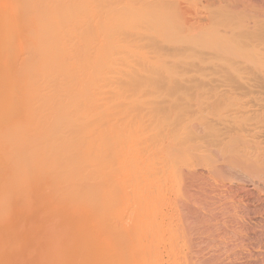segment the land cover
Instances as JSON below:
<instances>
[{"label": "rangeland", "instance_id": "obj_1", "mask_svg": "<svg viewBox=\"0 0 264 264\" xmlns=\"http://www.w3.org/2000/svg\"><path fill=\"white\" fill-rule=\"evenodd\" d=\"M121 1L122 0L115 1V5L116 4L118 5V6L116 5V7L121 6V4L124 2L123 1L121 3ZM129 1H132L131 2L132 7H138L139 4L141 3V2L136 3L135 2L136 0H129ZM139 1H141V0H139ZM154 1L156 3H154V4L152 3V4L155 5V7L157 6L156 9L159 8L157 10H160L161 8H163L164 13L165 12L166 13L164 14L163 11L161 12V10H163V9H161L159 12L156 10L158 13L156 12V15L152 16V15H154L153 13H155V11H154L155 8H152L153 5H151L152 6L151 8L154 10L152 11V9H150L151 3H149L150 2V0H149V2H148L149 4L147 3L145 5L146 7L143 8V10L148 12V10H146V9H147V6L149 5L148 9H150L152 11V14L150 13L151 15L148 14V15H146V17H143V18H147V16H151V18H148L149 21L146 19L148 22L147 25H149L148 28L150 27V29L146 28L147 25H144L146 27L142 26L141 28H143L142 30H144V28H145L146 29L145 34L147 33V35L149 34V36L152 32H154V33L156 32L155 33V35L157 34L156 37L158 35L160 36L162 34V36H164L165 39H163V38H161V39H163L162 41H164L165 44H164L163 48H162L163 44L159 45L161 47L159 48L160 49L159 51L157 50V52H156V50L154 52L153 50L150 49L151 51H153L152 53H155V54L158 53L157 55L153 54V56H155L154 60L157 61L155 64H153L155 61L151 62V61H153L152 58H154V57H152L151 54L150 55L152 58L147 57V56H150L149 53H151V52H149L150 50L148 51L147 48H146V50L148 51V55H146L147 54L146 52L143 53L144 51L142 53L144 54L143 57L146 58L145 59L146 62H144V63L149 64V65L146 64V66H149V67L142 66L141 63H139L140 66L137 65L138 63H136V62L141 60V59L139 60V58L137 56L136 57L138 59L136 58L135 59L136 61L133 62V64H135L136 67L139 66V68H140L139 70H141V71H142V67H143V69H144V67H146L145 69L148 68V70H145V69L143 70L145 72L150 71L151 70L150 68H152V67L154 70L152 69V72H148V74L147 73L145 74L143 71L142 72L144 74L143 73L138 74L139 71L137 70V68H135L133 66L135 71L133 70L132 72L134 74H132L130 71H128L126 73H128V74L131 73L132 80L134 77L136 78L138 76L140 77V75H143L145 78L142 76V78L140 77L141 79H138V80L141 81L142 79H144V80H142V82L144 81L145 83L144 82L141 83L139 81L137 82V80H136L138 85L135 86L134 83H136V82L133 81L134 82L133 83L130 80L131 79L130 75L126 74V76L129 78H127L125 80L126 81L130 80L133 83V85H131L132 83H130V81H129L128 83H126L127 85H125V83H123L122 84L123 86L121 85L120 82H118L117 83L118 87H116L115 89L112 87V86L115 87V84L111 85L107 88H106V86H102L101 89L104 87L107 89V91L109 90L108 88H110V87H111V89H113V90H110L111 93H109L110 91H108V92H106L107 94H105L106 99H107V96L109 98V95L112 94L111 95L112 97L109 98V99L112 98L111 102L107 101L108 99L105 100L102 98V94H103V92L105 93L106 90L101 91L99 94V97H101L103 99V100L101 99L102 101L99 99L100 102L103 103V101H107V103L110 104V105L108 104L109 107L107 105L108 108L106 107L107 108V109L105 108L106 110H103L104 107L101 108V106H100L101 112H99V113L102 114V112L105 111L104 114H106L108 110L110 113L112 111V114H109V112L107 113L109 115L107 117L111 118V115H112V121H113V127H112V124H110V126L112 128L111 127H110L111 129L108 128L111 139H108V137H106L108 135L104 134L106 132L105 129H104V131L100 130V132H98V134H100V135H101V133L104 132L101 135L102 137H106V138H104L105 139L104 141H103V138L101 139V136L98 135L101 142L104 143V146L108 145V143H109V146H106V148L102 147L103 143H101V142H99V145H98L99 147L102 148V149L101 148L99 149V147H98V150L101 151V152L98 151L99 152L98 154L100 155L99 158H101V157L106 158V159L101 158L102 159L100 161L101 164L98 163L97 181L100 180L99 182H97L98 187L100 186L99 183H101V189L99 192V194H100L99 200L100 201L98 200V202L100 204V206H98V207H100L99 208L100 210L98 209L100 211V212L98 211V213L100 214V217H98L99 218L98 223H101L98 226V229L100 228L98 232H99V236L101 238L99 237L98 243L100 242V240L102 241V243H104V245L102 243H100L101 246L99 248H103L102 245L104 247L109 246V248H110V250L108 248L109 252L111 250L113 252H114V250H115V252H117V253H113L112 251L110 252V253H112V256L116 255V260H118V262L113 259L114 262L116 261L117 262V263L115 262L116 264H118L120 262H121L120 264H123L124 261L127 260L126 257L130 255V253H129L130 248H127L126 246L130 245V244L133 245L134 242L136 243L137 240L135 241V239L137 237L138 238L141 237V236L139 237V235L145 234L147 231L149 233H151L153 231L152 228L154 227L153 232H155V233L159 232V235H160V233L162 234L160 238H163V237L167 238L168 235H165V233H168V232L170 233L169 237L170 236L172 237L171 233L174 231L173 233L176 236L172 233L175 237L174 236H173L174 238L170 237L171 240L168 239V241L171 242L176 238L174 240L173 244H175V246H177V244L179 243L178 247H181V249L183 248L182 251L185 250V253H187V252L191 253V256L189 254L186 255L184 253L182 255L181 254L182 251H181V253L179 252L181 250L180 248L175 247V246L173 247V249H175V248L180 249L179 251H178V249L176 251H178L182 255V257L185 256L184 258L186 259V260H184V262H183V260H181L180 262H178V264L179 263L182 264V262L185 264H188L189 262L186 263L185 261H188L190 258H191L190 260L194 259V257H192V256H194V253L195 252L197 253V250H199V248L200 249L203 248L200 246L205 245V244L203 245L201 242L203 241V239L206 236H208V235L210 236L212 234L213 239H215V238L218 239L219 237H221L219 239H225L226 237H229L231 235L230 236L231 238L230 237L229 238L232 239V236H233V238H235L234 236L236 234H239V232L244 234V236H246L245 234L247 232H245V228L240 225L243 222L242 219L248 220L249 218L251 219V218H255V217L260 218L259 223L261 221L263 223V225H262V223H260V224L263 227H260V224H259V226H257L258 227L257 229H256V226L252 228V229H256V230H252L250 228V230H252L254 232H251L249 230L247 236L251 237V238L247 237L244 240H248V241L252 240V243L255 242L257 245L259 243L260 245H262L264 247V244H261V243H264V240H263V242L261 241V239L264 237V233H262V231L264 232V230H263V228H264V221H263L264 204H263V208H262V206H260L258 204V203H260V201H258L257 199H254V201H253L252 197H250L253 195L254 192L264 194V168L262 169L264 164L263 165L261 164V163H263L262 161L264 160V154H263L264 151L263 152L261 151V150H264L263 149L264 143L262 144V142L264 141V135H263V133H264V130H263L264 123L263 122L264 121H262V120H264V114H263L264 113V107H263V105H264V93L262 94V96L260 95L262 92H264V88H263L264 87V0H153V2ZM124 3L125 4L128 3V0L125 1ZM135 3H136V5H135ZM143 3H144V1L140 4V6H143ZM127 5H130V3ZM160 6H162V7H160ZM1 11L2 10H0V13L2 15ZM134 11H135V9H134ZM159 13H163L165 16L162 14H159ZM130 14L132 15L133 13H130ZM145 14H146V12H145ZM157 14H159V15H157ZM131 15H128V17ZM133 15H135L134 16L135 18L134 17L132 18ZM133 15L131 16V18L129 17L127 19L129 20L130 23L133 21V24L131 26V30L135 31V28H136V31H137L140 28H138L139 26H137L136 22L139 23L141 21L140 20L141 17L138 16V13H135ZM2 17H3V15H2ZM2 17L0 18V20L4 19ZM152 17L153 18L157 17L158 19L156 18V20L153 21ZM131 19H133V20H131ZM150 19L152 20L153 24H150ZM159 19L161 20L160 23L162 22L163 24L162 23H161V25L158 24ZM125 20H126V18H125ZM127 21H125V22H127ZM145 21L143 22V20H142L140 23L146 24ZM2 22H3V20L0 21V26H1ZM129 22H127V24ZM154 22H155V24H154ZM128 25H130V24H128ZM141 25L142 24H140V26ZM150 25L155 27L156 30H155V28L151 27ZM162 25H164L163 26L164 28L162 27ZM133 27H135V28H133ZM161 28L164 29L165 31L162 30ZM159 30H161V33ZM139 31H141V30H139ZM149 31H151V33H149ZM157 31L159 32V34ZM162 32L166 33V36ZM154 33H152V34H154ZM155 35H152L153 41L158 40V39H155ZM159 36H158V38H159ZM171 46L173 47V49L171 48ZM169 47H170V49H169ZM164 48H166V49H164ZM175 48H176V50L179 48L178 49L179 52H178V50L176 51V54L178 56L175 54V52H173L174 56H172V51H174ZM180 49H181V51H180ZM162 50H163V52H162ZM183 51H184V53H183ZM169 52L171 55L169 54ZM161 54L163 56L160 57ZM141 55H139V56H141ZM158 57H159V59L161 58L159 60V61L162 60L161 62L158 61V59H157ZM167 57H169V58H167ZM162 58L163 59L166 58V59L163 60ZM167 59L168 60L171 59L173 61L166 62ZM174 59L176 60L175 61L176 63L174 62ZM177 59H178V61H177ZM149 60H151V61L149 62ZM142 61H144V59L141 60V62ZM130 62H129V64H130ZM162 62H164V64ZM170 62H172L173 64ZM1 63L2 62L0 61V66L2 67ZM161 64H163V65H161ZM131 65L132 64H130V70L132 68ZM165 67H166V69H165ZM163 68H164V70H163ZM155 69L156 70L159 69V70L156 71ZM3 70H5V71L2 72V74H1L2 76L0 75V89L4 88V90L10 91V93H12L13 90L15 91V88L18 87L16 85H13V84H15V82L17 83V80L14 77H12V75L10 76L11 73L8 74V76H10V77H7V76L5 77V75H7V74H3V73H5L7 70L6 69H3ZM136 70L138 72H136ZM161 70H163V71H161ZM164 71L165 72L167 71V72L164 74ZM135 72H136V74H135ZM150 73H152V75H149ZM156 73H157V75L158 74L159 75L156 76ZM161 73L163 75H165V77L163 75L161 76L160 75ZM154 74H155V76H154ZM133 75H134V77H133ZM145 75H147V76H145ZM148 75H149V77H148ZM152 76H154V77H152ZM171 76H174V77L171 78ZM147 77L149 78V81H147L148 80ZM160 77L161 78L164 77V78L161 79ZM170 78H171V80H170ZM173 78H176V79L174 80ZM13 79H15V82ZM150 79H151V81H150ZM154 79L157 81H155ZM126 81H124V82H126ZM121 82H123V81H121ZM146 82L148 84H149V82L151 84L153 83L152 84L153 86L151 84L148 86V84ZM162 82H164V84ZM165 82H167V83L169 82V83L167 84ZM161 83H162V85H161ZM170 83L171 84L173 83L172 84L173 86ZM180 83L181 84L183 83V84L181 85ZM157 84H159V85L157 86ZM166 84H167V86H166ZM163 85H165V86L163 87ZM170 85L172 86V88ZM12 86H14V88ZM128 86H130V87H128ZM151 86H152V88H151ZM159 86H161V87H159ZM174 86H176V87H174ZM145 87L146 88L148 87L147 89H149V90L145 91L146 90ZM238 87H240V88H238ZM262 88H263V91L261 90ZM151 90H153V91H151ZM163 91L164 92L169 91L171 93H169V92L163 93ZM258 91H261V92H258ZM113 92H115V94H113ZM162 93H163V95H162ZM165 94H167V95L164 96ZM105 95L103 94L104 98H105ZM259 97H260L261 101H260ZM257 98H258V100H257ZM158 100L162 101V102L160 101L161 105H159L160 102L157 103ZM168 100L169 101L171 100L170 103H173L174 105L170 104ZM153 101H154V103H156L154 106H156V107L158 105L160 106L159 110H157L158 111L157 118L159 120L156 119V117H155L156 116L155 111L158 108H156V109L153 108L154 107ZM149 102L153 103L152 106ZM163 102H164V104L162 105ZM166 102H168V103H166ZM175 103L178 104L177 105L178 108H177V106L175 108V105H176ZM165 104L166 105L168 104V105L166 106ZM148 105H150L151 107ZM258 105H260V106L262 105V106L260 107ZM102 106H104V105H102ZM142 106H144L147 109L150 107V109H153V111L147 110ZM162 106H165L167 109L169 107L168 110L170 111V113H169V111H167V112L165 111V113H164L165 108L163 107L164 108L163 109ZM141 107H142V109H141ZM181 107H183V109ZM135 108L137 109L136 113L137 114L141 113L140 116H142V117L143 116L144 117L149 116L154 112L152 115H153V118L155 117V119L152 120L153 119L152 115H151V117L150 116L147 117L150 120H148L147 118H145V120L140 119L141 117L139 118V115H137L134 112ZM138 108L140 109V111L141 110L142 111L138 112ZM161 108H162V110H160ZM172 108H173L175 113L173 112ZM249 108H250V110H249ZM143 109L145 111L147 110L149 113L150 112L151 113L148 115V113L145 112ZM178 109L181 113L177 112ZM129 111H130V113L131 112H133V114L135 113L137 116L135 114H134L135 116L133 114H130ZM159 111H160V113L163 111L162 114H163V116L165 114V116L163 117L162 114H159ZM190 111H192V112L194 111V112L192 113ZM143 112H145L144 114H146V116L143 115ZM176 113H179V114L172 116ZM187 113H189V114H187ZM104 114L99 115V116L102 117ZM128 114H130V115H128ZM158 115L162 116V117H159ZM129 116L130 117L133 116L134 118L133 117L129 118ZM166 117L168 118V120ZM172 117H174V118L172 119ZM161 118H162V120H161ZM185 118H187V119H185ZM211 118H212L213 123L211 122ZM104 119L106 122L108 121V120H106V118H104ZM183 119H185V120H183ZM101 120L102 119H99V121H101ZM142 120H143V122H142ZM155 120H157V122ZM180 120H181V122H179ZM260 120L262 122L261 124L263 127L262 126H256L257 122H259L258 125H260ZM105 121L103 120V122H105ZM110 121L111 120L109 119L108 124ZM144 121H146V122H144ZM149 121H151V122L149 123ZM153 121H154V123H153ZM158 121H160V122H158ZM172 121H174V122L178 121V123L175 122L176 126L174 125L175 128L177 127L178 129H175L172 126L174 124V122H172ZM162 122L166 123L168 126L170 124V126L167 128L166 124L164 125V123H162ZM253 122H255L254 123L255 125H253ZM157 123H159V124L157 125ZM205 123H207V124H205ZM248 123H249V126H248ZM147 124H149L148 128H151V130L147 128V126H146ZM151 124H153V127L155 128L156 132L154 131V129H152L153 127L151 126ZM245 124H247V125H245ZM104 126L105 125H103V127L102 126L101 127L104 128ZM178 126H180V127H178ZM235 126H237V127H235ZM246 126H248V127H246ZM161 127L166 132L164 130L161 131L162 130ZM171 127H173V129H171ZM139 128L141 129V132H144V131H142V129L145 130L147 128L146 131H149V132H147L148 135L147 134L145 135L146 131L143 134H141ZM249 128H252L253 130L255 129V130H257V132L254 130L255 132L253 133V130L252 129L249 130ZM257 128L259 130L261 128L263 131L262 130L259 131V135L257 134L258 136L257 135L254 136L256 133H258ZM152 130L156 134H158V133L159 134L158 135L154 134V132H152ZM235 130H237L238 133H236ZM108 131L106 132L107 134H108ZM248 131H250V132H248ZM164 132L166 133L167 136H165ZM178 132H179V134H178ZM139 133L143 136L145 135L147 137V141L143 140V138H146V137L145 136L140 137ZM228 133H230L231 135L229 136ZM150 134H152V137L150 136ZM162 134H164L163 137L165 136V138L162 139L163 141L161 140V142H160ZM154 135H155V138H154ZM173 135H175V136H173ZM224 135L226 136V139H225ZM260 136L262 137V139ZM167 137H170L171 139L167 138ZM240 137H241V139H240ZM139 138H140V140H139ZM149 138L151 140L154 139V141H152V143H151L150 142L151 140H149ZM229 138L231 139V141ZM242 138H243V140H242ZM248 138L257 139L258 141L256 140L257 144H255V145L256 146L260 145L259 146L260 149H257V147L254 145V143H256V141H254V139H253V141H254V143H253V141L251 139H248ZM141 139L144 142V143L143 142L142 143L145 146L147 144V150H146L147 156L145 155L146 154V152H145L146 147L143 146L142 143H140ZM156 139L159 140L158 144L156 142L157 141ZM218 139H220V141ZM245 139H246V141H244ZM165 140L168 143L167 144L168 146L166 148L170 147L169 149L165 148L166 152H169V154L173 153V156H172V154L170 155V156H172L171 157L172 159L169 158L170 156H168L169 155L168 153H167V155L165 153V149H164V147L166 146L164 144ZM249 140H251L252 143ZM259 140H261V143H259ZM153 142L154 143L156 142V144L152 145V144H154ZM170 142H171L172 146L169 144ZM219 142H221V143H219ZM105 143H107V144L105 145ZM159 143H161V144H159ZM138 144H140V146ZM249 144H252V145L250 146ZM137 145L139 147H137ZM141 145L143 146L144 152H142L143 150L141 149L142 148ZM151 145L153 146L152 149L150 148ZM159 145L160 146L163 145L164 151H161L162 150L161 147L157 148V149L154 147V146L159 147ZM177 145H178V147H177ZM110 147H111V150L110 151L107 150V149H110ZM148 147H149V150H148ZM172 147H176L177 149L178 148L179 149L177 150L176 148L174 149ZM103 148H105V149H103ZM136 148L137 149L140 148L142 151L140 149L137 150ZM154 149H156L158 151H155ZM103 150H105V151L107 150V153L109 151L110 154L104 153L105 151H103ZM135 150H136V152L133 153V151H135ZM151 150H154V151L152 152ZM138 151L142 152V154L140 156L141 159L138 157L140 155V152H138ZM256 151H259V152H256ZM137 152H138V155L136 154ZM150 152L152 153V155H150L151 154ZM154 152H158V153L160 152L159 153L160 155L155 154V155H158L159 157L161 155L163 156V153H164L165 157L162 158V156H161V158H162L161 159L157 156H153ZM161 152H163V153H161ZM174 152H175V154H174ZM255 152L259 153V157L262 155L260 157L261 159L259 157H257L258 154H256L254 156ZM101 153H103V154H101ZM135 154H136V156L134 157L135 159L133 160L132 158H133V155H135ZM107 155H109L108 159H107ZM142 155H145L144 158L146 161L142 158ZM149 156H153V157H151V159L153 158V160H154V158H155V160L151 161V159H146V157H149ZM136 157H138L139 159L138 158L136 159ZM164 158H166L169 161H172V163L167 161V160H164L165 161L164 162L163 161ZM158 159H160V160L158 161ZM108 160H109V162H108ZM135 160H137V161L143 160V162L140 161V162H138L139 163L138 164L137 161L133 162ZM148 160H150L151 164L153 162L154 163L151 165L148 163L149 162ZM102 161H103V163H102ZM252 161H254V163ZM257 161L259 162V164ZM157 162H159V164L161 163V165H162V162H163V164L164 163L166 164L167 162H169L167 165L164 164L165 170L169 171V173L167 171H163L162 169H160V167H159L160 165L158 166ZM105 163L109 166L108 169H107L108 166ZM140 163H142V167L141 166H140V168L136 167V166L141 165ZM155 163H157V166ZM170 163L174 164V165L171 166ZM255 163H256V165H255ZM102 164L104 166L106 165L107 167L105 166L106 167L105 168L104 166H102ZM132 164H133V166H132ZM135 164H136V166H135ZM144 164L146 166H148V167H146L147 169L154 168V172H156L158 174L162 173L161 176H163V179H162V177H160V174H159V176L157 174L155 175L153 172V169H152L153 174L150 171V177H149L150 179L151 178L152 179L150 180L149 178H146L147 174H149L148 173L149 171H146V173H144V171L146 170L144 168L145 166H143ZM154 164H155V167L153 166ZM253 164L255 166H253ZM150 165H151V168H150ZM258 165H260L261 167L259 168ZM101 166L103 168H105V170ZM162 166H161V168H163ZM256 166H258V167L256 168ZM133 167H134V170H133ZM166 168H168V169L170 168V170H168ZM138 169L140 170V172ZM156 169L159 172H157ZM102 170H103V172H102ZM135 170H138V171L136 172ZM160 170H161V172H160ZM56 171L60 172V171H63V169L57 168ZM105 171H106V173H105ZM109 172H110V174H109ZM134 172H135V174L137 173L136 175L137 176L139 175V177H140V174H142L143 176L145 175L146 177L145 176L143 177V178H145V180L143 178H141V179L137 178V176L135 177V174H133L134 175L133 176L132 173H134ZM164 172H167V173H164ZM129 174H131L132 177L137 178V180L134 179L133 181H135V180L136 181L131 182L130 181L131 176ZM164 174H166V175H164ZM152 175L156 176V177H153ZM125 176H127L128 178L127 177L125 178ZM157 176L159 177V179H157L158 178ZM98 178H100V179H98ZM125 179H126V182H125ZM128 179H130V180H128ZM139 179H140V181H139ZM148 179L152 183L151 185L149 184L150 182ZM154 180L157 181V184L153 183ZM159 180L161 182H163L164 184L161 183L159 185ZM138 181H139V183H137ZM127 182H129L131 185ZM140 182H142V183H140ZM61 183L58 181V187L60 186L59 188H62L61 185L63 186V183L62 184ZM64 183H66V182H64ZM132 183H133V186H132ZM109 184L112 186H110ZM139 184H140V186H142L141 190L139 189ZM153 184H155L156 186L152 187ZM147 185L149 186V188ZM157 185H158V187H157ZM127 186H129V187H127ZM133 187L136 188L135 189L136 194L134 192ZM109 188L111 189V193H110ZM147 189L148 190L150 189V191L146 192V193H148V195L144 194ZM13 190L15 192L19 191L17 193L22 194L21 190L23 191L24 187H22V184H21L17 188H13L11 186V184L8 182V180H4V179L0 178V229H3V227L7 226V225L11 226V229H10L8 234H6L5 236L0 234V264H67L66 262L63 261V257L65 256V259H67L68 255H70V253H72L71 252L72 249L69 250V248H72V246L68 247L69 252L66 249L70 243H71L70 245L78 246V248H80L81 251L83 250L82 245H79V242H78L79 239L74 235V233H72L73 229H71V228H63L62 229L61 227H63V225L59 226V224H57V223H60V221H58V220H60V218H58V216H56L55 211H53L54 213H52V215L55 214V216L50 217V216H52V215H50L51 211L48 213H47L48 210L46 211V209H48V206H47V208L45 206H44V208H43V206H41L39 208L40 203L42 205H44V204L48 205V201H46L47 203H45V201L43 202V200H42L43 198L41 199L38 194H36L35 200H38L40 202V199H41L42 202L39 203L38 201H36L37 202V204H36L34 201L33 202L32 201H30V202L24 201L22 204L23 208L21 207L22 211H24V209H28V207H27L28 203H32V204H34V205L36 204V206H38V207H36L37 209L39 208L38 211L36 210V213H37L36 217L33 218V221L35 222L34 227L36 228L35 231H37L35 233V239L33 240L31 230L29 228H27L28 226H27V221H26L27 216L25 215L26 213L20 212L19 209L10 210V209H7L6 207H4L5 201L10 196V194ZM137 191L138 192L140 191L141 193H137ZM151 191L153 192L152 195H151ZM105 192H107V193H105ZM248 198H249V201H248ZM27 200H29V199H27ZM153 200H155V202ZM255 200H257L258 202H256ZM106 201L108 203H106ZM140 201H143L144 204L140 203ZM146 201L148 203H146ZM204 201H206V202H204ZM245 202H247V203L245 204ZM249 202L250 203L252 202L253 204L256 202L257 204L255 203L254 205L253 204L251 205ZM136 203H138V204H136ZM152 203H153V208H155V207L156 208L155 209L152 208L150 210V208L152 207L151 206ZM133 204H135V206L138 205L140 207L139 208L138 206H136V209H137L136 212L137 213L134 211L135 207ZM140 204H141V206L144 205L145 207L144 208L141 207ZM204 204L205 205L210 204V205L208 207L207 205L205 206ZM249 204L251 206H254V207H251ZM154 205H155V207H154ZM179 205L181 207H179ZM131 206H133V208ZM175 206H176V208H174ZM211 206L212 207L215 206V208L213 207V211L210 210V209H212ZM240 206L242 207V209L244 206V210L240 209L241 208ZM148 207H150V208H148ZM207 207L210 208L208 210V211H210V213L208 211L205 212V210H207ZM259 207L262 210L261 209L258 210ZM145 208H148V209H145ZM192 208H194V209H192ZM252 208L257 209V212L254 209H253L254 211L250 210ZM40 209L41 210L45 209L44 213L45 212L47 214L50 213L48 215V217H47L46 213H45V215H44L45 217H44L43 213H41L43 211L40 212ZM141 209H143V210L145 209L144 211L142 210L143 213H142ZM195 209H197V210L195 211ZM214 209L216 212L214 211ZM216 209L219 210L220 212L217 211ZM245 210H247V211L245 212ZM129 211H130L131 215L129 214ZM148 211H150L151 213H149ZM182 211H184V212H182ZM199 211L203 212V214L201 212L203 217L205 216L204 215L205 213H206V215L208 213V216H205L203 218V220H202L203 223L200 222L201 224H197V218L193 219L194 218L193 216H195V214H197L195 212H199ZM250 211L253 213L250 214L251 213ZM177 212H178V215H177ZM191 212L193 214H191ZM211 212L216 213L215 216H213L212 215L213 213L211 214ZM237 212H239L241 216ZM134 213L137 214V217L135 216V218L133 217L135 215ZM139 213H140V216L138 217ZM180 213L184 214V215L182 214L184 219L180 215ZM243 213H244V216H246V217L243 216ZM247 213H249V216L250 215H252V216L247 218V216H248ZM132 214H134V215H132ZM209 214H211V215L209 216ZM234 214H238L240 216V217H237L238 220L235 218ZM257 214H261V216L257 215ZM175 216H177V217H175ZM179 216H180V219H179ZM127 217H129V218H127ZM166 217H167V219H166ZM170 217H171V219H170ZM240 218H242V219L240 220ZM148 219L152 222V224ZM207 219L211 220L210 222L213 224H214V222L216 224V221H218L217 224L215 225L216 229H215V227H213L214 229L212 228L213 224L212 225L210 224V226H207L209 223H207V225H206V223L204 224V222H207ZM146 220H148V221H146ZM195 220H196V222H195ZM212 220L213 221L216 220V221L213 222ZM45 221H47V222H45ZM159 221L160 222L162 221V222L160 223ZM165 221H166L167 226L169 225L168 227L165 226L166 225ZM169 221H170L171 226L169 224ZM237 221H239V222L241 221V222L238 224ZM105 222H108L109 225L105 224ZM138 222L139 223L142 222V223L139 224ZM149 222H150V224H149ZM198 222H199V220H198ZM126 223H128L130 226H128V224H126ZM137 224L140 225V228L138 227L139 225L137 226L138 229L136 228ZM142 224H143L144 228H143ZM157 224H158V226H157ZM191 224H193L192 225L194 227L193 229L191 227ZM44 225H47L48 227L50 226L51 229H53L52 226H55L56 228L54 227V231L51 229H50V231H48V230H46L48 227L47 226L43 227ZM149 225H152V226H149ZM200 225H201V227H200ZM101 226L103 229L101 228ZM108 226L110 229L108 228ZM132 226H133V229L131 228ZM232 226H236V227H232ZM238 226H240V227H238ZM125 227L127 229H125ZM157 227L160 230H158ZM160 227L162 228V230ZM207 227H208V229H207ZM210 227L212 228L211 229L212 231H210L211 234L208 231ZM237 227H238V229H240L241 227H242V229L244 228L243 229L244 231L242 229H241L242 232L239 231L238 229H236ZM129 228L131 229V231L133 230L131 232V235H130V231H129L130 229ZM146 228H148L147 231L145 230ZM171 228L173 229V231H171L172 230ZM175 228L178 230H176ZM199 228H201V229H199ZM204 228H206L207 231H204V230H206ZM219 228H220V230H217ZM104 229L107 230V232ZM140 229L141 230L143 229V230L141 231ZM61 230H63V231H61ZM68 230H69V232H68ZM119 230L123 231V232H120ZM150 230H151V232H150ZM166 230L168 232H166ZM193 230L196 231V234H194L192 232ZM258 230H259V233L260 232L262 233L261 234L262 238H261L260 234H257ZM116 231H117V233H116ZM137 231H138V234H137ZM163 231H165V232H163ZM213 231H214V233H216L215 234L216 237L214 236V233H212ZM233 231H238V232H234L236 234L232 235L231 233H233ZM100 232H103V233H100ZM125 232H127V233H125ZM128 232H129V234H128ZM153 232H152V234H153ZM201 232H202V235H201ZM207 232H208V235L204 234L205 237L204 238L201 237V236H204L203 233H207ZM109 233H110V235H109ZM134 233H136L135 236H134ZM192 233H193V235H192ZM198 233H199V235H198ZM252 233L255 234L254 237H252V235H253ZM222 234H223V236L224 235H227V236H224L225 238H222L223 237ZM114 235L116 236V238ZM125 235L126 236L130 235V237L132 236V238L130 240H128L127 238H125ZM256 235L257 236L259 235L260 237L259 236L257 237ZM44 237H46V238H44ZM47 237H49V239ZM130 237H128V238H130ZM198 238L200 239V242H199ZM125 239H127V240H125ZM191 239H193V240H191ZM118 240H121V241L123 240L125 242L124 243L125 245L123 244V241L121 242ZM131 240H133L134 242L133 241L131 242ZM190 240H191V242H190ZM116 241H117V243H116ZM168 241L164 240V239L163 240L161 239L160 241H158L159 242V248L161 249L158 251H160L161 254L164 252V250H163L164 248H165V252H167L166 248H168V247L165 245H167V243H169ZM192 241L193 242L196 241V242L193 243ZM197 242H199V243H197ZM163 243H165V244H163ZM249 243H251V242H249ZM249 243L247 242V244H249ZM255 243L253 244V246L251 244V246L253 247L251 249L250 244L248 246H246L247 244L245 241V243H243V249L245 251L246 250H248V251L252 250L254 252L259 251L258 249H260V251H262L263 247L259 246V245L257 246ZM42 244L43 245L46 244V245L43 247ZM109 244H111V245H109ZM196 245H197V247H196ZM254 245H255V247L257 246V248H256L257 250H254L255 249ZM113 246L116 248H114ZM107 247H105V249ZM124 247L127 248L128 252H125L127 250ZM245 247H246V249H245ZM260 247H262V248H260ZM45 248L46 249L49 248V249H47V251H46ZM189 248H191V249L193 248V250H196V249L197 250L195 252H193L190 249V251H191L190 252V251H187V250H189ZM248 248H250V249H248ZM40 249H41V251L45 250L46 254L43 253V251L40 252ZM80 250H79V252H80ZM123 251H124V253H123ZM260 251H259V254L261 253V255H262L264 252V249H263V252H260ZM47 252H48V254H47ZM67 252H68V254H66ZM102 252H104V250H102ZM120 253L123 255H120ZM128 253H129V255H128ZM199 253L200 252L198 251L197 254H199ZM74 254H71V257H73ZM83 254L84 255H82V256H85L86 251ZM163 254H162V256H163ZM197 254L195 255V258L197 257ZM46 255H47V257H44ZM118 255H120V256L118 257ZM75 256H77V255H75ZM123 256H125V257H123ZM186 256L187 257L190 256L189 259ZM165 257H166V253L164 254V258ZM256 257H259V255H257ZM262 257H264V255H262ZM112 258H115V257L113 256ZM254 258H255V256L250 258L252 262L249 264H253V263L254 264L255 263L261 264V262L264 264V258H260V259L255 258L257 261L258 260L260 261L262 259V261H260V262H257ZM85 259H87V258H85ZM250 259H248V260H250ZM252 259H254V260H252ZM70 260H72V259L70 258ZM70 260H69V258L66 260V261H68V264H75L78 262V261L77 262L74 261L75 259H73L74 263H71ZM82 260H84V259H82ZM111 260L109 261L110 263L106 262V264H115L114 262L111 263ZM193 261H198V260L194 259ZM103 262H104V260L102 261V263L101 262L100 263L105 264V262L104 263ZM160 263L161 262H159V264ZM166 263L167 262H165V261L163 262V264H166ZM191 263H192V261H190V264ZM195 264H197V263L195 262ZM198 264H201V263H198Z\"/></svg>", "mask_w": 264, "mask_h": 264}, {"label": "bare ground", "instance_id": "obj_2", "mask_svg": "<svg viewBox=\"0 0 264 264\" xmlns=\"http://www.w3.org/2000/svg\"><path fill=\"white\" fill-rule=\"evenodd\" d=\"M115 1H118V0H0V10H2L1 12H2V15H3V17H2V15L0 13V18L1 17L4 18V19H1L0 20V21L3 20V22L1 23V26H0V61L2 62L1 63L2 64V67L0 66V75L2 74V72L5 71L3 69H6L7 70L6 71L7 73L6 72L3 73V74H7V75H5V77L6 76L7 77H10L12 75V77H14L17 80V83H16L15 82V79H13L14 82H15V84H13V85L18 86L17 88H15V91L13 90L12 93H10V91L4 90V88L0 89V178L1 179H4V180H8V182L11 184V186L13 188H17L21 184H22V187H24V190L23 191L21 190V193L22 194L17 193L19 191L15 192L13 190L11 192L10 196L5 201L4 207H6L7 209H10V210H17V209H19L20 212H25L26 213L25 215L27 216V219H26L27 226H28L27 228H29L31 230V233H32V236H33V240L35 239V233L37 232V231H35V229H36L34 227L35 226L34 225L35 222L33 221V218L36 217V215H37L36 210L38 211L41 206H43V208H44V206L46 208L48 206V209L45 208L46 211L48 210L47 213L51 211L50 212L51 214L50 213L49 214L52 215V213H54L53 211H55L56 216H58V218H60V220H58V221H60V223H57V224H59V226L60 225H63V227H61L62 229L63 228H71V229H73L72 230L73 231L72 233H74V235L79 239V241H78L79 242V245H82V248H83L82 251L80 250V248H78V246H76V245H70L71 243L66 248L68 252H69L70 249H72L71 250L72 253H70V255H68L67 259L69 258V260H70V258H71L72 259V260H70L71 263H74V261H76V262L78 261L75 264H101L103 260H104V262L106 264V262L110 263L109 261L111 259H112L111 260V263H113L114 260H116V255H113L115 258H112L113 257L112 256V253H110L112 250L109 252V250H110L109 246L108 247L105 246V247H107L105 249V247L103 246L104 243H102L101 240L98 243V240H99V237H100L99 236V232H98L100 228L98 229V226L101 224V223H98L99 222V220H98L99 218L98 217H100V214L98 213V211L100 210L99 209L100 207H98V206H100L98 200L100 198L99 197L100 196L99 192H100V189H101V183H99L100 184L99 187H98V184H97V182L100 181V180L97 181V176H98V163L101 164V162H100L102 160L101 158L106 159L105 157L99 158L100 155L98 154L99 153L98 151H100V150H98V147H99L98 145H99V142H101V140H100V138L98 136V135H100V134H98V132H100V130H103L104 131V129L107 132L108 131V128L111 127L110 124H112V127H113L112 115H111V118H108L107 117V116H109L107 114L109 112V110L107 111L106 114H104L105 111H103L102 114H104V115L102 117L99 116V115H102L101 113H99V112H101L100 111V106H101V108L104 107L103 110H106L109 107V105H110L109 103H107V101H110L111 102V99H112V98L109 99L110 97H112L111 96L112 94L109 95V98L107 96V99L108 100L106 99V95L105 94H107L106 92H108L110 90H113V89H111V87H110V88H108L109 90L107 91L106 88L109 87V86H111V85H114L115 84V87L112 86L115 89L116 87H118V84H117L118 82H120L121 85L123 83H125V85H127L126 83H128L130 80L132 82L133 81L136 82V80H137V82H138L139 81L138 79H141L143 75H140L141 78L139 76L135 78L134 75H133L134 78L132 80L131 73L134 74L132 71L133 70L135 71V69L133 68V66L135 68H137V70L140 72L139 73L136 70V72H138V74H141L143 72L145 74L146 73L148 74V72H152L153 67L150 68L151 70L149 69L150 71H148V72L143 71L146 67H149V66H146L147 63L146 64L144 63V62H146L145 61L146 58L143 57L144 56L143 53L146 52L147 53L146 55H148V51L150 49L153 50L154 52L156 50V52H157V50L159 51L160 50L159 48L161 47L159 45L163 44L162 45V48H163V46L165 44V42L162 41L163 39H165L164 36H162V34L160 36L158 35L160 39L163 38V39L160 40L158 38V36L156 37V35H157V34L155 35L156 32L155 33L152 32V33H154V34H152L151 31H149V33H151L152 35H155V39H158L156 41H153L152 35L150 34V36H151L150 37L149 34L148 35H147V33L145 34L146 29L144 28V30H142L143 28H141L142 26L143 27H146L144 25H147L148 24L147 20H148V18H151V16H147V18H143V17H146V15H148V14L151 15L152 14V11L154 10L152 8H155V10H154L155 13H153L154 15H152V16H155L157 11L159 12L161 9H163V8H161L160 10H157L159 8L156 9L157 6L155 7V5H153L154 3H156L155 1L154 2H153V0H150V2H149V0H141V1L136 0L135 1L136 3L137 2L138 3H140V2L142 3L144 1V3H143V6L144 7L143 6H140L141 3L139 4L138 7H132V5H131V2L132 1H129V0H128V3H126V4L124 2L127 1V0H122L121 3L123 1L124 2L122 4L120 3L121 6L116 7L117 4L115 5ZM148 2L151 3L150 4V9H152V11L150 9H148V6H149L148 5L147 6V9H146V10H148V12H147V11H144L143 8L146 7L145 5ZM129 3H130V5H127ZM136 3H135V5H136ZM151 5H153V7ZM160 7H162V6H160ZM134 9H135V11H134ZM162 11L164 13V9L161 10V12ZM145 12H146V14H145ZM130 13H133V14L138 13V16L141 17L140 20L141 21L143 20V22L147 19L145 21L146 24L145 23L144 24L143 23H140L141 22L140 20H139L140 22L138 21L140 24H142L141 26H140L139 23H137L134 20L136 22L137 26H139L138 27V28H140L139 30H141V31L137 30L138 31L137 32L135 27H133V28H135V31H132L131 30V26L133 24V21L130 23L129 20L127 19L129 17L131 18V16L133 15V14L131 15ZM163 13H159V14L164 15L166 12L164 14ZM159 14H157V15H159ZM128 15H131V16L128 17ZM134 16L135 15H133L132 18ZM125 18H126V20H125ZM154 18L152 17V20L153 21L156 20V18L155 19ZM160 19H159V23L158 24L161 25L162 22L160 23V21H161ZM131 20H133V19H131ZM152 20L150 19V24H153L152 23ZM125 21L129 22L128 24H130V25H128L127 22H125ZM154 24H155V22H154ZM148 26L149 25H147L146 28H148ZM163 26L164 25H162V27ZM151 27H153V26H151ZM153 28H155V27H153ZM148 29H150V27ZM155 30H156V28H155ZM162 30H164V29H162ZM159 31L161 33V30H159ZM162 33H164V32H162ZM158 34H159V32H158ZM164 35L166 36V33H164ZM146 48L148 49V51L146 50ZM171 48L173 49L172 46H171ZM164 49H166V48H164ZM169 49H170V47H169ZM151 50L149 51V52H151V53H149V55L151 54L152 57H154V58H152L151 55L150 56H147V57H150L153 60V61L149 60V62L150 61L151 62H154L155 61L154 60L155 59V56H153V54H155V53H152L153 51H151ZM177 50L175 48V50L172 51V56H174L173 55V52H175V54H176V51ZM180 51H181V49H180ZM162 52H163V50H162ZM178 52H179V50H178ZM183 53H184V51H183ZM157 54H155V55H157ZM162 54L160 55V57L163 56ZM169 54H170V52H169ZM139 55H141L142 57L139 56ZM136 56L139 58V60L140 59L141 60L144 59V61H142L143 63L141 62V60L140 61L137 60L138 62H136V63H138L137 65H139V63H141L142 66H146V67H144V69L142 67V71L143 72L141 70H139L140 69L139 68L140 65L136 67L135 64H133V62L136 61L135 60L137 58ZM167 58H169V57H167ZM157 59L159 61L161 58L159 59V57H158ZM164 59H166V58H164ZM161 61H159V62H161ZM168 61H173V60H171V59L168 60L167 59L166 62H168ZM175 61L176 60L174 59V62ZM177 61H178V59H177ZM129 62H130V64H132L131 65V67H132L131 70H130V64H129ZM156 62L157 61H155L153 64H155ZM164 62H162V63L164 64ZM170 63H172V62H170ZM163 64H161V65H163ZM147 65H149V64H147ZM165 69H166V67H165ZM145 70H148V68L145 69ZM158 70H156V71H158ZM163 70H164V68H163ZM163 70H161V71H163ZM128 71H130L131 73L130 72H129L130 74L126 73ZM136 72H135V74H136ZM166 72L164 71V74ZM162 73L160 74L161 76L163 75ZM8 74H10V76H8ZM126 74L130 75V77H131L130 80L128 79L129 81H126L125 80V79L129 78V77L126 76ZM149 75H152V73H150ZM149 75H148V77H149ZM158 75L156 73V76H158ZM145 76H147V75H145ZM154 76H155V74H154ZM154 76H152V77H154ZM163 76L165 77V75H163ZM172 77H174V76H171V78ZM163 78H161V79H163ZM171 78H170V80H171ZM173 79L175 80L176 78H173ZM142 80H144V79H142ZM142 80L139 81V82L143 83L144 81L142 82ZM121 81H123V82H121ZM124 81H126V82H124ZM131 81H130V83H132ZM147 81H149V78H148ZM150 81H151V79H150ZM155 81H157V80H155ZM137 82L136 83L133 82L135 84V86L138 85ZM133 83L131 85H133ZM162 83L164 84V82H162ZM162 83H161V85H162ZM165 83H167V82H165ZM150 84L151 83L149 82L148 86ZM167 84H166V86H167ZM158 85L159 84H157V86ZM102 86H106V88L103 87L104 89L102 88L103 89L102 90L101 89ZM152 86H151V88H152ZM164 86L165 85H163V87ZM172 86H171V88H172ZM12 87L14 88V86H12ZM128 87H130V86H128ZM159 87H161V86H159ZM174 87H176V86H174ZM147 88H146V90L145 89L144 90L145 91L149 90ZM238 88H240V87H238ZM263 88L261 89L262 91H263ZM101 91H105V93L103 92V94L105 95V98L103 97V94H102V98L105 99V100H107V101H103V103L100 102V100L102 98L99 97V94H100ZM151 91H153V90H151ZM165 92L168 93L169 91H165ZM165 92L163 91V93H165ZM258 92H261V91H258ZM109 93H111V91ZM163 93H162V95H163ZM169 93H171V92H169ZM263 93L264 92H262L260 95L262 96ZM113 94H115V92H113ZM166 95L167 94H165L164 96H166ZM260 97H259V99H260ZM257 100H258V98H257ZM160 101L158 100L157 103L160 102ZM170 101H169V103H170ZM260 101H261V99H260ZM161 102H160L159 105H161ZM164 102L162 103V105L164 104ZM153 103H154V101H153ZM153 103H150L151 106H152ZM166 103H168V102H166ZM155 104L156 103H154L153 106ZM170 104H173V103H170ZM175 104H176L175 105V108H176V106L178 104L177 103H175ZM102 105H104V106H102ZM107 105H108V107H107ZM159 105L157 107L156 106L153 107L154 109L158 108V109H156V111L154 110L156 112V116H155L156 119H158L157 118V114H158V111L157 110H159V107H160ZM148 106H150V105H148ZM258 106H260V105H258ZM142 107H144V106H142ZM142 107H141V109H142ZM150 107L148 109L145 108V107L144 108L147 109V110H150V111L152 110L153 111V109H150ZM263 107H264V105H263ZM162 108L164 109V113H165V111L166 112L169 111L168 110L169 107L167 109L165 106H162ZM162 108L160 110H162ZM177 108H178V106H177ZM181 108L183 109V107H181ZM179 109L177 110V112L181 113L179 111ZM147 110L146 111L144 110V111L147 112L148 115H149L151 112L149 113ZM172 110H173V108H172ZM249 110H250V108H249ZM136 111H137V109L135 108V111L134 112L136 113ZM141 111L138 108V112H141ZM145 112H143V115L146 116V114H144ZM162 112L160 113V111H159V114H162ZM173 112H174V110H173ZM190 112H192V111H190ZM129 113H130V111H129ZM169 113H170V111H169ZM179 113H176V114H174L172 116H175V115H177ZM109 114H112V111H111V113L109 112ZM130 114H133V112H131ZM130 114H128V115H130ZM140 114L141 113H138L137 115H139V118L141 117L140 119H144V120H145V118H147L149 116L151 117V115H152L151 114L149 116H146V117L143 116L142 117V116H140ZM187 114H189V113H187ZM162 116H163V114H162ZM162 116H159V117H162ZM164 116H165V114H164ZM132 117L133 116H131V117L129 116V118H132ZM155 117L153 118V115H152V118H153L152 120H154ZM104 118H106V120H108V121H109V119L111 120L109 122V124H108V121L106 122ZM173 118L174 117H172V119ZM99 119H102L101 120L102 122L104 120L106 123L105 122L102 123L101 121H99ZM185 119H187V118H185ZM185 119H183V120H185ZM148 120H150V119H148ZM161 120H162V118H161ZM167 120H168V118H167ZM155 121L157 122V120H155ZM262 121H264V120H262ZM142 122H143V120H142ZM144 122H146V121H144ZM150 122L151 121H149V123ZM158 122H160V121H158ZM172 122H174V121H172ZM175 122L172 125L174 128L176 126L175 125ZM179 122H181V120ZM211 122H212V118H211ZM153 123H154V121H153ZM162 123H164V122H162ZM176 123H178V121ZM207 123H205V124H207ZM254 123L255 122H253V125H255ZM258 123L259 122H257V125L256 126H262L261 120H260V125H258ZM158 124L159 123H157V125ZM165 124L166 123H164V125ZM103 125H105L104 128H102ZM148 125L149 124L146 125L147 128H148ZM245 125H247V124H245ZM151 126L153 127V124H151ZM169 126H170V124H169ZM169 126L166 124V127L167 128ZM248 126H249V123H248ZM248 126H246V127H248ZM162 127H161V129H162ZM173 127H171V129H173ZM178 127H180V126H178ZM235 127H237V126H235ZM147 128L145 130L142 129V131L145 132L147 130ZM261 128H260V130L257 128L258 129V133H256L255 135L253 134V135L254 136H256L257 134L259 135V131L262 130ZM148 129L151 130V128H148ZM152 129H154V131H155V128L154 127ZM175 129H178V128L176 127ZM250 129H252V128H249V130ZM139 130H140V133L141 134L144 133V132H141V129L140 128H139ZM163 130L164 129H162L161 131H163ZM254 130H253V133L255 131L257 132V130H255V131ZM263 130H264V128H263ZM154 131L152 130V132H154ZM106 132L105 133L103 132V133L106 134V135H108V136L105 135L106 137H108V139H111L110 138L109 131H108V134ZM147 132H149V131H146L145 135L146 134L148 135ZM155 132H154V134H156ZM165 132H164V134H165V136H167ZM235 132L238 133L237 130H235ZM248 132H250V131H248ZM103 133H101V135ZM141 134L139 135L140 137L141 136L142 137L145 136V135L143 136ZM158 134H156V135H158ZM164 134H162V137L160 136L161 137L160 142H161L162 139L165 138V136L163 137ZM178 134H179V132H178ZM228 134H229V136L231 135L230 133H228ZM263 135H264V133H263ZM150 136L152 137V134H150ZM173 136H175V135H173ZM106 137H102L101 136V139L103 138V141H104L105 140L104 138H106ZM150 138H149V140H151ZM154 138H155V135H154ZM167 138H170V137H167ZM251 138H248V139H251ZM225 139H226V136H225ZM240 139H241V137H240ZM253 139H251V140L253 141ZM261 139H262V137H261ZM139 140H140V138H139ZM143 140H146L147 141V137L146 138H143ZM218 140L220 141V139H218ZM242 140H243V138H242ZM251 140H249V141L251 142ZM256 140L257 139H254V141H256ZM152 141H154V139L151 140L150 142L152 143ZM230 141H231V139H230ZM244 141H246V139ZM254 141H253V143H254ZM257 141H256V143H254V145L257 144ZM142 142L143 141L141 139V142L140 143H142ZM156 142L158 144L159 140H157ZM156 142L155 143L153 142L154 144H152V145H155ZM164 142H165L164 144L166 145L164 147V149H165L168 146L167 145L168 143H167L166 140ZM101 143H103V142H101ZM219 143H221V142H219ZM259 143H261V140H259ZM263 143H264V141L262 142V144ZM106 144L107 143H105V145ZM159 144H161V143H159ZM169 144L171 145V142ZM138 145L140 146V144H138ZM138 145H137V147H139ZM152 145L150 147L151 149L153 148ZM249 145L251 146L252 144H249ZM106 146H109V143ZM106 146H104V143H103V146L102 147H105L106 148ZM143 146H145V145L143 144ZM143 146L141 145L142 148L140 147L142 150H143ZM259 146H256L257 149H260ZM145 147H146V149H145V152H146V150H147V144H146ZM154 147L156 149L161 147V149H162L161 151H164L163 150V145L162 146L159 145V147H156V146H154ZM177 147H178V145H177ZM100 148L101 147H99V149ZM105 148H103V149H105ZM140 148H138V149H140ZM169 148L170 147H168L166 149H169ZM172 148L175 149L176 147H172ZM156 149H154V150L155 151H158ZM166 149H165V153L167 155V153L169 154V152H166ZM263 149H264V147H263ZM107 150L110 151L111 150V147H110V149H107ZM107 150L106 151L103 150V151H105L104 153H107ZM148 150H149V147H148ZM154 150H151V151L153 152ZM109 151H108L107 154H110ZM141 151H138V152H140V155L138 156L139 158H140L142 152H144V150L142 152ZM261 151L263 152L264 150H261ZM134 152H136V150L133 151V153ZM138 152L136 153L137 155H138ZM256 152H259V151H256ZM256 152H255L254 156L256 154H258L257 157H259V153H256ZM159 153L158 152H154L153 153L154 154L153 156L159 157L158 156V155H160ZM161 153H163V152H161ZM101 154H103V153H101ZM136 154L133 155V158H132L133 160L135 159L134 157L136 156ZM155 154H158V155H155ZM171 154L173 156V153H170L168 156H170ZM174 154H175V152H174ZM145 155L147 156V152H146ZM145 155H142V158L144 160H145V158H144ZM150 155H152V153ZM108 156L109 155H107V159H108ZM153 156L146 157V159H151V157H153ZM161 156L159 158H161ZM172 156H170L169 158H171ZM138 157H136V159ZM163 157H165L164 156V153H163L162 158ZM154 160H155V158H154ZM154 160H153V158L151 159V161H154ZM159 160L160 159H158V161ZM164 160H167V159L164 158L163 161ZM136 161L137 160H135L133 162H136ZM140 161L143 162V160H140ZM140 161H137V163L140 162ZM148 161H149L148 163L151 164L150 163V160H148ZM167 161H169V160H167ZM254 161H252V162L254 163ZM108 162H109V160H108ZM169 162L172 163V161H169ZM169 162H167L166 164L164 163V164L167 165ZM262 162L263 163H261V164L263 165L264 164V160ZM102 163H103V161H102ZM157 163H158V166L160 165L159 166L160 169H162L163 171H167L164 168L165 166H164L163 162H162V165L163 166L161 165V163L160 164H159V162H157ZM157 163H155L156 166H157ZM256 163H255V165H256ZM140 164L141 165H139V166H136V164H135V166L140 168V166L142 167V163H140ZM155 164L153 165L154 167H155ZM258 164H259V162H258ZM151 165H150V168H151ZM172 165H174V164H171V166ZM255 165L253 164V166H255ZM260 165H258L259 168L261 167ZM102 166H104V165L102 164ZM132 166H133V164H132ZM143 166H145L144 168L146 169L144 171V173H146V171H149L148 172L149 174H147V177L145 175L144 176L146 178H149L150 177V171L153 174L154 168H152L153 169V172H152V169H147L146 168L148 166H146L145 164ZM161 166L163 168H161ZM258 166H256V168ZM57 168L63 169V171H60V172L58 171L57 172L56 171ZM105 168H103V169L105 170ZM108 168H109V166L107 167V169ZM263 168H264V166L262 167V169ZM166 169H168V168H166ZM133 170H134V167H133ZM138 170H135V171L137 172ZM168 170H170V168ZM102 172H103V170H102ZM139 172H140V170H139ZM157 172H159V171L157 170ZM160 172H161V170H160ZM167 172L169 173V171H167ZM167 172H164V173H167ZM105 173H106V171H105ZM109 174H110V172H109ZM133 174H135V172L132 173V175ZM136 174H135V177L137 176ZM154 174L155 175L157 174L159 176L160 173L158 174V173L154 172ZM129 175L131 176V180L130 179H128V180H130L131 182L134 179L137 180V178H140L141 179V178L144 177L142 174H140V177L138 175L137 178L132 177L131 174H129ZM161 175H162V173L160 174V177H162V179H163V176H161ZM164 175H166V174H164ZM127 176H125V178ZM153 177H156V176H153ZM98 179H100V178H98ZM140 179H139V181H140ZM143 179L145 180V178H143ZM157 179H159V177ZM150 180H149V182H150ZM58 181L60 183L61 182L63 183V186L61 185L62 183L60 184L62 188H59L60 186L58 187ZM135 181H133V182H135ZM139 181L137 183H139ZM64 182H66V183H64ZM125 182H126V179H125ZM127 183H129V182H127ZM140 183H142V182H140ZM153 183L157 184V181L154 180ZM161 183H163V182H161L159 180V185ZM149 184L151 185L152 183L150 182ZM155 184H153L152 187L153 186H156ZM110 186H112V185H110ZM132 186H133V183H132ZM127 187H129V186H127ZM157 187H158V185H157ZM133 188H134V192H135V189L136 188L135 187H133ZM141 188H142V186H140V184H139V189L141 190ZM148 188H149V186H148ZM109 190H110V193H111V189L110 188H109ZM147 191H150V189L149 190L147 189L144 194L148 195V193H146ZM105 193H107V192H105ZM137 193H141V192L140 191L139 192L137 191ZM152 193L153 192L151 191V195H152ZM36 194H38L41 199L43 198L42 199L43 202L45 201V203H47L46 201H48V205L47 204L42 205L40 203V202H42L41 199H40V202L38 200H35ZM135 194H136V192H135ZM250 197H252L253 201H254V199H257L258 201H260V203H258V204L260 206H262V208H263V204H264V194L255 193L254 192L253 195L250 196ZM26 198L29 199V200H27ZM257 200H255V201L258 202ZM24 201H26V202H30V201L33 202L34 201L36 204H37L36 201H38L40 203L39 204L40 206L37 209L36 207H38V206H36V204L34 205L32 203H28V206H27L28 209H24V211H22L21 207L23 208L22 204H23ZM153 201L155 202V200H153ZM248 201H249V198H248ZM204 202H206V201H204ZM247 202H245V204ZM252 202L251 203L249 202V203L252 205L253 204ZM106 203H108V202L106 201ZM138 203H136V204H138ZM140 203H143V201H140ZM146 203H148V202L146 201ZM133 205L135 207L134 208L135 209L134 211L136 212V210H137L136 209V206H138V205H136V206H135V204H133ZM209 205L210 204H208L207 206L209 207ZM140 206H141V204H140ZM151 206H150L151 208L148 207V208H150V210L153 208V203H152ZM131 207L133 208V206H131ZM141 207L144 208L145 206L143 205ZM154 207H155V205H154ZM179 207H181V206L179 205ZM208 207H207V210H205V212L210 209ZM213 207L215 208V206H213ZM213 207L210 210L213 211ZM251 207H254V206H251ZM148 208H145V209H148ZM155 208H153V209H155ZM174 208H176V206ZM255 208H252L250 210H253L254 209L257 212V209H255ZM45 209H43V210L40 209V212L43 211V212H41V213H43V216L46 213V212L44 213V210ZM192 209H194V208H192ZM240 209H242V207ZM260 209L261 208L259 207L258 210H260ZM142 210L143 209H141V211ZM196 210L197 209H195V211ZM242 210H244V206H243V209ZM143 211H142V213H143ZM214 211H215V209H214ZM217 211H219V210H217ZM246 211L247 210H245V212ZM148 212L151 213L150 211H148ZM182 212H184V211H182ZM192 212H191V214L194 213V212L193 213ZM201 212L202 211L195 212V213H197V214H195V216L196 215L197 216L196 217L193 216L194 217L193 219L197 218V224H201L200 222H202L203 218L205 216H208V213H207V215L205 213L204 214L205 216L203 217V215H202L203 212H202V214H201ZM208 212L210 213V211H208ZM47 213H46V215L48 217L49 214H47ZM212 213L213 212H211V214ZM237 213H239V212H237ZM244 213H243V216H244ZM249 213H247L248 214L247 218L252 216V215L249 216ZM252 213L253 212H251L250 214H252ZM55 214L52 215V216H50V217H54ZM129 214H130V211H129ZM134 214H132V215H134ZM182 214L180 213L181 216H182ZM211 214H209V216ZM215 214L216 213H213L212 215L215 216ZM177 215H178V212H177ZM234 215H235V218L236 219H237V217H240L241 216L240 213H239L240 216L238 214H234ZM257 215H260L261 216V214H257ZM135 216L137 217V214H135L133 217L135 218ZM139 216H140V213H139L138 217ZM175 217H177V216H175ZM244 217H246V216H244ZM263 217H264V215H263ZM127 218H129V217H127ZM166 219H167V217H166ZM170 219H171V217H170ZM179 219H180V216H179ZM183 219H184V217H183ZM241 219L242 218H240V220ZM148 220H146V221H148ZM198 220H199V222H198ZM259 220H260L259 217H255V218H251V219L249 218L248 220L242 219L243 222L240 225L245 228V232H247L245 234L246 236H244V234H242L240 232H239V234L234 233V232H238V231H233V233H231V232L230 233L232 235L236 234L234 236L235 238H233V236H232V239H230L231 238L230 237L231 235L229 234L230 235L229 236L230 238L229 237H226L227 238L226 239L224 236H227V235H224L223 236V234H222V236H223L222 238H225V239H219L221 237H219L217 239V238H215L216 237V235H215L216 233H214V231H213L212 233H214V236H215V237L213 236L215 238V239H213L212 238V234L210 233V231H212L211 229L213 227H215V225L217 224L218 221L214 220V221H216V224H215V222L212 220L214 222V224H213V223L210 222L211 220H208L207 219V222H204V224L206 223V225H207V223H209L207 226H210V224L211 225L213 224L212 228L210 227L209 230H208L209 233L211 234L210 235L211 237L208 235V232L207 233H203V235L204 234L205 235L207 234L208 236H206V237H205V235L204 236H201L203 238L205 237L203 239V241L201 240L202 241L201 243L203 245L204 244L205 245L204 246H200L198 244L200 247H203L201 249L198 247L199 250L196 249L197 250V253H198V251L200 252L199 254H197L195 252L196 250H193V248L192 249L189 248V250H187V251H190V249H191L193 252H195L194 253V256H192V257H194L195 260L197 259L199 262L198 261H193L194 259L193 260H190L191 258L189 259V257L191 256V253H188V252L185 253V250L182 251L183 248L181 249V247H178L179 246V243L177 244V246H175V244H173L174 243V240L176 238L173 241H171V242L168 241V239L171 240L170 239L171 236L169 237L170 233L167 230H166V232H168V233H165V235H168V237L167 238L166 237L165 238L164 237L163 238H160L162 234L160 233V235H159V232H157V233L153 232L154 231V229H153L154 227L152 228L153 234H152L151 230H150L151 233H149L147 231L148 228H146L145 230L147 232L145 233L143 231L145 234L139 235V237L140 236L141 237L140 238L137 237L138 239L137 238L135 239V241L137 240L136 243L133 240H131V242L133 241L134 244L133 245L130 244V245H127L126 246L127 248H130V252H129L130 255L128 253L129 256L126 257L127 260L125 259L126 261H124L123 264H159V262H161L160 264H163L164 261L167 262L166 264H178V262H180L181 260H183V262H184V260H186L184 258L185 256L182 257L183 253L186 254V255L187 254L190 255V256H188V257L186 256V257L190 261H192L193 264H195V262L197 264L198 263H201V264H249V263L252 262L250 258H252L254 256L257 259L258 258L259 259L260 258H264V257H262V255H264V252H263L264 247L262 245H260L259 243H258V245L263 247L262 251H260V249H258L260 252H263L262 255H261V253L259 254V251H256V252H254L252 250H250V251L246 250L245 251L243 249V243H245V241H246V244H247V242L248 243L251 242V243H249L250 244V248L251 249L253 248L252 246H253V244L255 242L252 243V240L251 241H248V240H244V239H246L248 237L247 234H248V231L250 230V228L252 229L253 227L256 226V229H257L258 228L257 226H259V224L262 223L261 221L259 223ZM263 221H264V218H263ZM45 222H47V221H45ZM150 222H149V224H150ZM195 222H196V220H195ZM237 222L239 224L241 221L240 222L237 221ZM141 223H139V224H141ZM105 224H108V222H105ZM126 224H128V223H126ZM139 224L136 225V228H137V226ZM151 224H152V222H151ZM165 224H166V221H165ZM169 224H170V221H169ZM192 225L193 224H191V227L193 229L194 227ZM262 225H263V223H262ZM262 225L260 224V227H263ZM45 226H47V225H44L43 227H45ZM128 226H130V225L128 224ZM142 226H143V224H142ZM149 226H152V225H149ZM157 226H158V224H157ZM165 226H167V224ZM170 226H171V224H170ZM49 227L47 229L46 228L45 229L48 230V231H50L51 227L50 228ZM54 227L55 226H52L53 229H51V230L54 231ZM126 227H125V229H127ZM138 227L140 228V225ZM200 227H201V225H200ZM232 227H236V226H232ZM238 227H240V226H238ZM238 227L236 229H238ZM242 227L240 229H238L241 232L244 229V228L242 229ZM101 228H102V226H101ZM108 228H109V226H108ZM131 228L133 229V226ZM143 228H144V226H143ZM10 229H11V226H9V225L4 226L3 229H0V234L5 236L6 234L9 233ZM157 229H158V227H157ZM199 229H201V228H199ZM204 229H206V228H204ZM207 229H208V227H207ZM207 229L204 230V231H207ZM215 229H216V227H215ZM256 229H252V230H256ZM158 230H160V229H158ZM161 230H162V228H161ZM176 230H178V229H176ZM195 230L192 231L194 234H196V231ZM217 230H220V228L217 229ZM252 230H250V231L251 232H254ZM263 230H264V228H263ZM61 231H63V230H61ZM105 231L107 232V230H105ZM129 231H130V235H131V232L133 230L131 231V229H130ZM138 231H137V234H138ZM171 231H173V229ZM68 232H69V230H68ZM120 232H123V231H120ZM163 232H165V231H163ZM100 233H103V232H100ZM116 233H117V231H116ZM125 233H127V232H125ZM172 233H171V235H172L171 238H174L176 235L173 233L175 235L174 236ZM193 233H192V235H193ZM262 233H264V232L262 231ZM262 233L261 232L259 233V230L257 232V234H260V235ZM128 234H129V232H128ZM135 234L136 233H134V236H135ZM252 234H253L252 237H254L255 234L254 233H252ZM109 235H110V233H109ZM130 235L129 236L128 235L127 236L125 235V238H127L128 240H130L132 238V236L130 237ZM198 235H199V233H198ZM201 235H202V232H201ZM128 237H130V238H128ZM44 238H46V237H44ZM47 238L49 239V237H47ZM115 238H116V236H115ZM248 238H251V237H248ZM261 238H262V235H261ZM263 238L261 239L262 242L264 240ZM127 239H125V240H127ZM161 239L162 240L163 239L164 240H167L169 242V243L166 242L167 245H165V246L168 247V248H166L167 252H165V248H164L165 246L163 247L164 249L162 248L164 250V252L166 253V257L165 258H164V254L165 253L163 252L164 254L162 253L163 254V256H162L161 252L158 251V250H161L159 248V242H158ZM191 240H193V239H191ZM191 240H190V242H191ZM118 241H121V240H118ZM195 242H193V243H195ZM199 242H200V239H199ZM199 242H197V243H199ZM100 243L103 244L102 247L104 249L103 248H99L101 246ZM116 243H117V241H116ZM124 243L125 242L123 241V244ZM163 244H165V243H163ZM249 244H247L246 246H248ZM251 244H252V246H251ZM261 244H264V243H261ZM45 245H43V247ZM109 245H111V244H109ZM69 246L70 247L72 246V248H69V250H68V247ZM174 246L181 249L180 250V249L177 248L178 251L180 250L179 251L180 253L182 251V253H181L182 255L178 251H176L177 250L176 248L173 249ZM257 246L255 247V245H254V248H255L254 250H257L256 249ZM196 247H197V245H196ZM262 247H260V248H262ZM49 248H47V249H49ZM108 248H109V250H108ZM114 248H116V247H114ZM127 248H125V249L127 250ZM250 248H248V249H250ZM47 249L45 248L46 251H47ZM245 249H246V247H245ZM79 250H80V252H79ZM102 250H104V252H102ZM42 251L40 249V252H42ZM44 251H43V253L46 254V251L45 252ZM83 251L84 252L86 251V255L87 256L86 255L85 256H82V255H84L83 254L84 253ZM68 252L66 254H68ZM125 252H128V250L125 251ZM113 253H117V252H115V250H114ZM123 253H124V251H123ZM47 254H48V252H47ZM71 254H74V256H73L74 258L71 257ZM196 254H197V257L195 258V255ZM75 255H77V256H75ZM120 255H123V254L120 253ZM120 255H118V257ZM257 255H259V257H256ZM44 257H47V255L44 256ZM123 257H125V256H123ZM81 258L84 259V260H82ZM85 258H87V259H85ZM67 259H65V256L63 257V261L68 264V261H66ZM73 259H75V260L73 261ZM248 259H250V260H248ZM254 259H252V260H254ZM189 260L188 261H185V262L186 263L189 262L188 264H190V261ZM116 261L118 262V260H116ZM260 261H262V259ZM260 261L258 260L257 262H260ZM183 262H182V264H185ZM120 263H118V264H120ZM261 264H263V263L261 262Z\"/></svg>", "mask_w": 264, "mask_h": 264}]
</instances>
